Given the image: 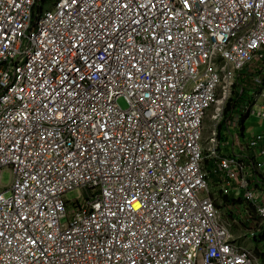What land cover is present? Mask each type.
<instances>
[{
	"label": "built area",
	"instance_id": "built-area-1",
	"mask_svg": "<svg viewBox=\"0 0 264 264\" xmlns=\"http://www.w3.org/2000/svg\"><path fill=\"white\" fill-rule=\"evenodd\" d=\"M246 118L264 0H0V264H264Z\"/></svg>",
	"mask_w": 264,
	"mask_h": 264
},
{
	"label": "rangeland",
	"instance_id": "rangeland-1",
	"mask_svg": "<svg viewBox=\"0 0 264 264\" xmlns=\"http://www.w3.org/2000/svg\"><path fill=\"white\" fill-rule=\"evenodd\" d=\"M119 105L124 108L127 109L128 108V103L124 98H120L119 99ZM218 111V105H215L207 114L205 120H204V125H203V138L205 142H208L209 139L212 136V132L213 129L216 126V120H215V116L217 114ZM225 120V119H224ZM246 120V127L241 124V126L239 128H232V134L229 135L227 133H225V127H224V123H223V127L221 128V130L219 131V134L222 137H226L227 139H229L230 141H232V136L237 134L238 132L241 133H245V138H250L252 134L259 132L263 125H264V120L258 119V118H246L243 119ZM242 120V121H243ZM242 139L244 140V138L242 137ZM11 178H12V174L10 172H6L4 175V183L5 184H9L11 182ZM77 193H73L70 194L69 197H76ZM234 233L237 237L242 236L243 234H246V232L244 231L243 233V229H241V227H235L234 228ZM241 239V243L244 247L252 250V251H257V245L253 244L252 240H244L243 236L240 238Z\"/></svg>",
	"mask_w": 264,
	"mask_h": 264
},
{
	"label": "trees",
	"instance_id": "trees-1",
	"mask_svg": "<svg viewBox=\"0 0 264 264\" xmlns=\"http://www.w3.org/2000/svg\"><path fill=\"white\" fill-rule=\"evenodd\" d=\"M231 108H232V104L230 103V104L227 106L226 110H225V118H226V117L228 118V117L230 116V114H231ZM242 125H243V128H244V120H243V122H242ZM222 127H223V123L220 124V126H219V131L221 130Z\"/></svg>",
	"mask_w": 264,
	"mask_h": 264
},
{
	"label": "crops",
	"instance_id": "crops-1",
	"mask_svg": "<svg viewBox=\"0 0 264 264\" xmlns=\"http://www.w3.org/2000/svg\"><path fill=\"white\" fill-rule=\"evenodd\" d=\"M246 121L244 122V126L246 127ZM264 129V125H263V127H262V129L260 130V131H262Z\"/></svg>",
	"mask_w": 264,
	"mask_h": 264
}]
</instances>
